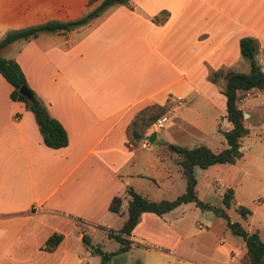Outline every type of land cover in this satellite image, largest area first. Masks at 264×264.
Instances as JSON below:
<instances>
[{
    "label": "crops",
    "instance_id": "1",
    "mask_svg": "<svg viewBox=\"0 0 264 264\" xmlns=\"http://www.w3.org/2000/svg\"><path fill=\"white\" fill-rule=\"evenodd\" d=\"M42 1L52 8L50 2H55L71 16L100 0ZM244 35L255 39V58L263 70L264 0H129L128 5L109 4L69 30L16 38L22 43L12 58L49 115L65 129L67 143L56 148L43 143L32 112L9 97L11 85L0 74V256L26 250L23 244L33 236L37 252L55 255L64 237L52 250L40 248L50 231L62 232L75 217L96 221L108 212L117 214L107 205L116 194L126 200V185L153 199L138 179L147 177L159 187L163 177L172 176L168 169H181L156 151L158 139L168 141L165 132L145 131L139 142L154 131L155 146L152 152L137 154L147 142L126 144L128 122L142 106L165 103L168 111L183 105L198 116L204 111L213 128L228 129L221 92L224 78L212 82L208 73L241 63L238 40ZM240 95L236 104L244 112L240 102L245 96ZM178 123L199 125L197 119L179 118ZM198 144L203 143L192 146ZM236 161L229 167H236ZM157 166L163 168L161 178L149 171ZM239 179H228L233 193ZM163 213L142 211L126 237L143 243L137 226L155 229ZM37 215L51 217L57 227H50V233L39 224L32 227L29 223L37 221ZM77 234L80 237L81 231ZM65 253L69 251L62 248L56 254Z\"/></svg>",
    "mask_w": 264,
    "mask_h": 264
},
{
    "label": "rangeland",
    "instance_id": "2",
    "mask_svg": "<svg viewBox=\"0 0 264 264\" xmlns=\"http://www.w3.org/2000/svg\"><path fill=\"white\" fill-rule=\"evenodd\" d=\"M50 3L54 5L53 8L49 6L48 1L42 0L39 2L0 0V38L9 30L24 28L51 19H73L84 13L74 14L72 12L74 16L72 14L67 16L69 10L62 9L55 2ZM44 5L48 6V11L45 8L42 9ZM15 40L16 38L3 49L0 48L2 56L12 58V54L22 43V41ZM241 58H243L241 63L239 65L237 63L233 69L246 72L249 67L248 60L243 56ZM262 71L264 72V66ZM240 96H245L240 102L244 112L254 110L243 116L248 133L241 138L243 155L237 159L236 167H229L225 163H214L205 168L198 166L193 168L197 196L207 202L209 207L201 208L193 202L180 203L163 213L160 217L161 224L155 226V229H152L153 225L137 226L136 232L143 235L145 239L143 243H132L131 241L128 249L117 252L114 251L119 247L120 242L108 236L104 227L116 230L121 225L124 214L117 215L108 212L96 221H83L75 217L69 224L64 225V230L60 232L63 233L64 239L61 241L60 248L55 250L58 252L64 248L69 251L65 253V256H59L57 252L55 255L48 252L49 255H47L44 251L37 252L33 236L25 240L23 246L26 250H15L16 252L2 254L0 264H100L99 254L86 247L78 236L77 233L82 230L88 235L91 245H99L100 249L106 252H114L108 260L111 264H236L244 250L243 240L233 234L226 226L224 218L216 215L212 210V206H222L220 195L223 188L228 186V179H237L240 176V179L234 182L233 202L224 208L229 220L238 221L247 231H256L264 240V90L249 89L242 92ZM195 113L185 108L184 105L173 111L167 109L162 116L149 124L145 130L146 134L147 130H157L159 134L165 132L164 138L168 141L188 145V147L196 143L206 144L213 150L223 147L225 143L221 130H225L226 127L213 128L212 119L204 111L201 116ZM166 116L168 118L165 121ZM179 118L191 119V121L197 119L199 125L178 123ZM158 120H160L159 125L156 124ZM143 141L147 142V146L138 148L137 154L145 150L152 152L155 146V142H148L147 139L137 143L141 145ZM156 147L165 151L171 163H177V154L166 149L165 140L158 139ZM149 171L158 176L161 175L163 168L157 166ZM167 172L172 175L171 178L163 177L159 187L152 185L147 177L138 179L142 189H147L153 199L172 198L184 189L185 180L181 172L173 168L168 169ZM236 204L247 206L251 213L242 218L235 209ZM121 209L125 213V199L122 201ZM19 214L23 216L25 212ZM38 224L48 232L50 227L57 225L56 220L51 217L47 219V215H37V221L32 219L29 223L37 228ZM24 248L21 246L19 249ZM85 250L89 251L85 252ZM63 258H65L64 261Z\"/></svg>",
    "mask_w": 264,
    "mask_h": 264
},
{
    "label": "trees",
    "instance_id": "3",
    "mask_svg": "<svg viewBox=\"0 0 264 264\" xmlns=\"http://www.w3.org/2000/svg\"><path fill=\"white\" fill-rule=\"evenodd\" d=\"M92 1L88 0V4ZM116 2L129 4V0H100L93 8L86 10L77 18L68 20L52 19L24 28L9 30L0 38V48L15 38L27 39L34 37L42 30H69L77 27L87 22L88 19L96 15L105 6ZM161 13L163 14L165 11L162 10L160 11ZM238 47L240 54L248 60V71L216 68L208 73V79L212 82H215L219 76L224 78V86L221 89L225 97L224 117L230 123L228 129L221 130L225 145L218 150H212L204 144L187 147L165 141L166 149L176 153L178 156L177 163L185 180L184 189L172 198L150 199L135 191L130 185H126L124 188L126 196L125 217L116 230L106 229L108 236L114 237L120 242L119 247L114 252L126 250L130 247L131 240L126 236L129 235L142 211H151L160 215L185 202H193L201 208L209 207L207 202L197 196L196 178L193 174V168L195 166L204 168L213 163H234L241 156L240 140L248 133V127L243 122V112L237 106L236 99L238 95L249 89L264 90V72L260 69V65L255 58L256 41L253 37L241 36L238 40ZM0 74L11 85L9 97L21 100L25 107L32 112L43 143L54 148L65 145L67 143L65 129L56 118L49 115L44 103L28 86L18 63L13 58L4 57L0 54ZM21 84L27 88L28 95L18 92L17 88ZM167 109L168 105L165 103L149 104L139 108L126 126L128 135L126 144L131 146L139 142L149 124L154 122ZM156 151L160 155L165 153L164 150L158 149V147H156ZM122 199L123 196L120 194L113 195L108 202V210L122 214ZM232 199L233 189L230 186H225L220 195L222 206H212V210L216 215L224 218L226 226L233 234L238 235L243 240L244 250L238 257L236 264H263L264 240L259 237L256 231H247L238 221L229 220L224 210L225 207L232 204ZM235 209L242 218L251 213V210L242 204H237ZM61 238L62 234L60 232L52 231L46 236L40 248L52 250ZM80 239L92 252L99 254L100 264H111L108 260L110 255L114 253L113 251L106 252L100 249L99 245H91L88 235L83 230L81 231Z\"/></svg>",
    "mask_w": 264,
    "mask_h": 264
},
{
    "label": "water",
    "instance_id": "4",
    "mask_svg": "<svg viewBox=\"0 0 264 264\" xmlns=\"http://www.w3.org/2000/svg\"><path fill=\"white\" fill-rule=\"evenodd\" d=\"M17 90H18V92H20L23 95H28V90H27V88L23 84L19 85L18 88H17ZM242 114H243V116H245L246 115V112H243ZM154 137H155V132L154 131H151L146 136V139L148 140V142H152L153 139H154Z\"/></svg>",
    "mask_w": 264,
    "mask_h": 264
},
{
    "label": "built area",
    "instance_id": "5",
    "mask_svg": "<svg viewBox=\"0 0 264 264\" xmlns=\"http://www.w3.org/2000/svg\"><path fill=\"white\" fill-rule=\"evenodd\" d=\"M162 118H164V117H162ZM160 120H158V123H156L157 125H159L160 124V122H159ZM146 138H144V140H145ZM146 144V141H143L142 143H141V145H145Z\"/></svg>",
    "mask_w": 264,
    "mask_h": 264
}]
</instances>
